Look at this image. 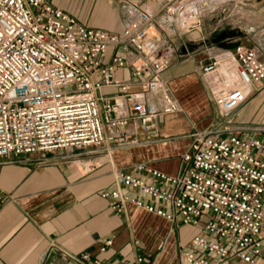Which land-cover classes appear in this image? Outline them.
<instances>
[{
  "label": "built area",
  "instance_id": "2783aa9c",
  "mask_svg": "<svg viewBox=\"0 0 264 264\" xmlns=\"http://www.w3.org/2000/svg\"><path fill=\"white\" fill-rule=\"evenodd\" d=\"M112 1L123 12L121 31L86 26L48 0H0V159L86 150L106 140L134 145L139 140L128 133L130 124L148 132L162 114L180 111L163 75L176 54L175 32L196 24L194 3ZM200 67L218 124L191 133L177 175L137 163L116 175L135 195L116 188L100 197L114 200L118 212L131 204L193 227L204 223L181 247L180 264L238 258L262 264L264 129L252 131L234 118L259 92L245 94L244 87L264 83V48L242 42L209 54ZM124 69L132 71L130 81L117 78ZM106 87L121 93L103 96ZM112 245L109 238L100 251ZM143 261L138 257L135 264Z\"/></svg>",
  "mask_w": 264,
  "mask_h": 264
},
{
  "label": "crops",
  "instance_id": "0c3cea01",
  "mask_svg": "<svg viewBox=\"0 0 264 264\" xmlns=\"http://www.w3.org/2000/svg\"><path fill=\"white\" fill-rule=\"evenodd\" d=\"M48 1L63 8L62 2ZM100 6L104 12L99 20L88 24L79 20L86 26L121 31V7L112 0H100ZM188 45L177 47L163 75L180 111L162 114L148 132L135 122L130 124L127 131L139 143L106 140L101 147L86 150L0 159V264H95L96 259L100 264H135L138 257L144 258L141 264H180L181 247L189 245L202 224L174 222L131 204L118 212L113 208L115 201L101 198L100 193L120 188L135 195L117 182L116 175L134 170L137 163L177 175L181 157L191 145V133L218 124L219 115L201 76L200 65L209 54L201 57L197 49L187 50ZM116 76L127 82L132 71L120 70ZM252 88L259 91L257 97L264 93V83ZM119 93V87L102 91L107 97ZM66 154L71 156L63 157ZM87 163L93 164L87 168ZM109 238L113 245L101 252ZM262 250L258 259L264 264V241ZM84 253L91 258L82 259ZM225 264L251 263L238 258Z\"/></svg>",
  "mask_w": 264,
  "mask_h": 264
},
{
  "label": "rangeland",
  "instance_id": "374dc122",
  "mask_svg": "<svg viewBox=\"0 0 264 264\" xmlns=\"http://www.w3.org/2000/svg\"><path fill=\"white\" fill-rule=\"evenodd\" d=\"M194 3L196 24L188 32L173 37L176 47L198 45L201 57L217 54L239 43L264 48V0H180ZM63 9L75 14L85 24L99 20L103 7L100 0H54ZM246 112V113H245ZM240 115V116H239ZM241 117V118H239ZM239 118V119H238ZM235 121L252 131L264 129V93L250 96L235 116ZM93 163H87L89 168ZM204 226V223H201Z\"/></svg>",
  "mask_w": 264,
  "mask_h": 264
},
{
  "label": "bare ground",
  "instance_id": "6f19581e",
  "mask_svg": "<svg viewBox=\"0 0 264 264\" xmlns=\"http://www.w3.org/2000/svg\"><path fill=\"white\" fill-rule=\"evenodd\" d=\"M245 94H250L252 92V86L251 85H246L244 87Z\"/></svg>",
  "mask_w": 264,
  "mask_h": 264
},
{
  "label": "water",
  "instance_id": "95a60500",
  "mask_svg": "<svg viewBox=\"0 0 264 264\" xmlns=\"http://www.w3.org/2000/svg\"><path fill=\"white\" fill-rule=\"evenodd\" d=\"M197 45L196 44H190V45H188V48H187V50L189 49V50H195V49H197Z\"/></svg>",
  "mask_w": 264,
  "mask_h": 264
}]
</instances>
